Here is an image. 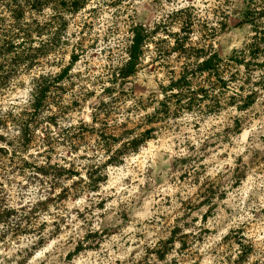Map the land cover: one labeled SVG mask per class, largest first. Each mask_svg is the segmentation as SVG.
Returning <instances> with one entry per match:
<instances>
[{"label": "clouds", "instance_id": "obj_1", "mask_svg": "<svg viewBox=\"0 0 264 264\" xmlns=\"http://www.w3.org/2000/svg\"><path fill=\"white\" fill-rule=\"evenodd\" d=\"M97 2L98 0H93L94 4ZM191 2L200 9L198 15L208 23L211 30L213 26L219 28L217 18L211 14L212 9L220 8L231 17L233 10L240 6L241 0H233L228 6H225V0ZM187 7L189 0H172L171 4L168 0H163L162 9L156 11L154 0H126V5L120 8L107 9L106 14L96 21L98 27L92 33L101 40L97 51L100 48L107 50L113 47H131L134 34H130L127 25L122 23L127 20L124 15L126 11L129 16L135 17L136 22H141L147 29L152 30L157 24H167L169 16ZM55 15L57 13L48 7L38 19L43 25ZM65 19L70 20L71 17L66 14ZM109 30L113 34L105 43L104 35H107ZM117 31L119 35L115 34ZM169 31L179 32V27L169 28ZM73 32L76 33L74 38ZM234 35L235 40L230 44L229 51L244 52L245 59L250 60L246 45L252 43L251 36L254 33L246 30V34ZM41 39L47 42L48 37ZM65 39L75 46L81 39L79 29L71 28ZM21 42L15 41L17 45ZM33 46L39 47V43ZM152 55L155 56V52ZM124 59L127 61L131 57ZM236 71L240 73V79L229 85L231 91L223 97L220 88L213 89L208 83L202 85L208 90L210 97L220 98L219 103L223 111L219 117H210L203 109L189 111L186 106L191 97L181 101L185 108L179 120L175 119V108L171 104V119L157 115L158 104L156 107L137 109L136 98H130L126 103L117 105L116 110L120 114L109 122L110 127L127 124V110L131 108L135 109L132 120L137 127L141 121L146 123L148 118L156 117L165 119L173 129L167 134L169 139L163 142L162 154L150 153L144 159L137 157L135 164L131 161L125 163L126 158L123 155L130 140L139 138L135 128L131 129L130 138L117 137V141L109 148L94 143L73 153L70 143L60 146L76 134L81 124L96 129L101 127L93 123L94 107H84L83 111L77 113L69 112L66 119L60 118L58 128L44 125L46 129L51 130L55 154L46 152L42 144L26 152L20 142L22 128L19 123L10 124L7 131L0 128V134L7 140L0 142V148L9 153L8 160L0 161L3 165L0 167V186L5 194L3 203L0 204V215L14 214L8 215L6 222H0V264H158L157 257L151 253L160 247L161 242L166 243L170 239V229L176 226L182 234L193 237L190 242L191 255L181 254L183 246L177 239L171 245L172 251L167 256L168 264L173 261L176 264H235L241 253L240 245L233 240L229 247L224 243L225 237L234 230H239L241 226L253 223L257 218L264 224V164L259 163L264 160V86L259 82L261 73L256 72L251 76L252 83L247 85L246 91H238L248 77L242 67ZM59 72L60 68H44L39 74L54 78ZM79 72H84V68L78 64L70 75L75 76ZM89 75L95 80L97 76L106 77L109 74L100 71ZM146 78L149 81L153 79L152 76ZM21 79L27 84L23 91L16 92L15 96L10 93L6 99H0V119L7 120L11 115L15 120L22 121L25 119L22 113L34 111L32 93L35 91V85L30 82L32 77ZM222 79L229 81L230 74L223 75ZM161 82L165 87L170 83L167 79ZM16 83L13 81V87ZM63 83L68 84L67 81ZM77 83L79 84V81ZM108 86L110 85L101 84L96 89L97 93ZM115 87L119 89L120 85ZM76 91L79 92V88ZM191 91L197 93L198 100L203 99L195 85ZM179 93V89H172L167 93L157 92V99L165 101ZM252 94L259 98L260 107L246 112L243 110L244 105L248 95ZM103 99L111 104L118 97L104 96ZM144 99L147 100V97ZM90 103L98 106V101ZM65 104H68V100H65ZM56 111H44L41 118L44 119ZM237 121L243 129L242 134L241 129L237 128ZM197 126L199 131L192 133L191 129ZM64 130H68L67 136L63 134ZM38 139L44 141L48 138L41 131ZM224 141L228 143L224 144ZM209 143L222 146L226 158H220L221 153L217 149H208ZM13 152L17 153V161L10 164ZM118 153L121 155L118 156ZM205 156L207 159H204ZM114 158L124 164V167L113 164ZM21 160L29 161L37 168L65 170L69 169L71 163L79 175L71 178L51 174L44 176L31 169H25L21 175L16 172L17 167H22ZM185 160L189 161L187 167L191 179L185 182V185L177 187L178 181L172 182L175 179L173 174L184 170ZM177 162L180 163L179 170L176 169ZM130 166L132 170H129ZM237 170L247 177L238 188L235 187ZM93 173L110 178L107 183L98 184V190L85 187L83 191H77L74 185L80 181H83L85 186L91 185L90 176ZM161 177L163 183L157 186ZM204 183L214 185L213 191L216 193L227 192V200L220 201L218 197H213L215 203L221 204V207L207 225L202 222L193 224L192 219L183 220L184 213L178 212L181 204L177 197L199 205L202 201L197 197V193ZM149 187L154 190V195H148L146 190ZM65 190H69L73 198L49 203L59 201ZM207 195L211 196L212 193ZM169 197L171 206L166 207ZM39 204H43L48 210H37L36 206ZM199 215L191 213L192 218H198ZM125 216L127 220L124 219ZM177 216L181 217L179 225H176ZM186 224L191 226L186 227ZM205 228L213 234L202 236V230ZM243 236L246 238L244 243L251 241L257 249L255 256L249 257L248 264H253V261L264 264V227L255 232L244 231ZM77 249L81 251L77 252Z\"/></svg>", "mask_w": 264, "mask_h": 264}, {"label": "rangeland", "instance_id": "obj_2", "mask_svg": "<svg viewBox=\"0 0 264 264\" xmlns=\"http://www.w3.org/2000/svg\"><path fill=\"white\" fill-rule=\"evenodd\" d=\"M5 2L6 0H0V46L9 45L10 47H17L16 49L18 50L50 48V52L39 55L34 62L26 60L20 62L18 65H13L12 61L5 59V61H3L0 59V78H2L0 80V99H6L10 93L15 96L16 92L23 91L24 88L27 87V84L21 79L22 77H32L30 81L32 83L35 78L39 79L41 76L45 77L42 74H39L42 73L44 68H60V71L66 66H69L70 68L59 82L52 83L48 92V102L35 116L33 115V127L29 126L26 128V134L29 138V146L26 147V152L33 150L42 144L46 152L55 154L56 149L51 142V130L46 129L44 125L47 124L51 125L52 128H58V121L60 118L64 117L66 119L69 112L77 113L83 111L84 107H94L95 111L92 114V120L93 117L95 119L93 120V123L99 124L101 127L97 129V131H91L90 126L81 124L76 134L72 135L68 141L60 144V146L63 147L70 143L73 153L94 143L105 147L104 144L106 142L105 140H107L108 134L119 136L123 131L131 130L132 128H135L136 133H138L144 130V128L152 126L151 138L140 144L136 150L126 149L123 153L126 158L125 163L131 161L135 164L137 157L144 159L147 154L150 153L154 155L162 154L164 148L163 142L169 139V135L167 134H170L173 129L169 127L165 119L159 118L152 123L145 124L144 121H141L137 127V124L132 120V114L135 109L131 108L127 110L129 117L127 124L110 127L109 122L114 116L120 114L116 110L117 105L126 103L130 98H136L137 109L156 107L157 104L159 105L157 99L159 85L164 86L161 81L164 79L170 81L171 79L177 78L185 68L190 70V91L187 92V90L183 89V96L180 97V102L178 104L175 96H171L169 100H165L167 108L158 116L171 119L172 115L169 107L171 104L172 107L175 108V119L179 120L181 118V113L185 108V106L181 104V101L187 97H191L189 104L186 106L189 111L193 109H203L207 112L208 116L219 117L223 111L219 103L220 98L210 97L208 90L202 85L203 83H208L211 84L213 89L220 88L221 97H223L225 93L231 91L229 85L235 84L240 79V73L237 72L236 69L241 67L246 70L245 75L248 79L244 81L243 88H239L238 91H246L247 85L252 83L251 76L256 72L261 73L259 82L261 86H264V39H262L264 38V0L252 1L253 3L250 5V12L246 19L247 22L245 23H240L239 18V10L243 8L244 0H241L240 6L233 10L231 17L222 9L213 8L211 14L217 18L219 28L217 29L213 26L211 30L209 29L208 23L201 20L198 15L200 9H198L191 0H189V7L181 9L169 16L167 24H157L152 30L147 29L143 23L136 22L135 17L129 16L126 11L124 15L127 17V20L122 23L127 25L128 32L132 34L134 28L140 29L144 34H147V37L145 38L142 47L143 52L136 65L135 72L127 78L119 80H113L112 72L125 62L124 57H127L128 47H125L124 49L113 47L107 50L100 48V50L97 51L101 40L98 37L93 36L92 33L95 32L98 27L96 21L101 15L106 14L107 9L120 8L121 6L126 5V0H98L95 4L93 3V0H89L83 9L76 13L67 14L71 19H66L64 28H59L57 19H54L53 17L49 22H46L43 25L40 23L38 17H42L44 9L49 6L44 7L39 12H30L29 10H26L23 15L19 16L17 20H14L12 15L3 8V3ZM111 2L114 3L111 4ZM232 2L233 0H225V6L231 5ZM168 3L171 4L172 0H168ZM154 5H156V11L161 10L163 7V0H154ZM128 7L130 8L131 6L128 5ZM175 27H179V32L169 31V28ZM71 28H78L80 31L81 39L75 46H73L69 40L65 39ZM246 30H250L254 33V35L251 36V40L252 43L255 41L258 42L257 46L259 48L257 61L260 64H251L249 69H246L241 65H235L228 59V56L234 52L229 51L230 44L235 40L234 34H246ZM112 34L111 30H109L107 35L102 34L104 35L105 43H107L109 36ZM115 34L119 35V31L115 32ZM75 35L76 33L73 32V38ZM44 36L48 37L47 42H44L41 39ZM16 40L22 42L17 45L15 43ZM37 43H39V47H34L33 45ZM250 44L246 45V49ZM153 52H155V56L152 55ZM214 52H217L222 59L220 62L222 83L219 82L216 75L211 73L208 74L207 72L199 73L198 70H196L197 63ZM73 53L78 56L77 59L71 63ZM113 61H116L117 63H113ZM97 63L99 64V67H97ZM78 64L84 68V72H79L75 76L70 75L72 69ZM100 71H104L109 75L106 77L97 76L95 80L89 75V73H99ZM233 73H235L234 79L231 78ZM142 74H144L143 77ZM225 74H230L229 81L222 79V76ZM147 76H152L153 79L149 81L146 78ZM13 81L17 82L15 87H13ZM64 81H67L68 84L65 85L63 83ZM77 81H79V84ZM213 81H215V83H213ZM90 84L92 87H88ZM101 84H107L110 86L102 88L98 94L96 89L99 88ZM117 84L120 85L119 89L115 87ZM194 85L198 88V94L203 97L202 100H198L197 93L191 91ZM78 88L79 92L76 91ZM199 88H203L204 91L200 92ZM104 96L118 97V99H115L113 103L109 104L104 101ZM145 97H147V100L144 99ZM65 100H68V104H65ZM92 101H98V106L92 105L90 103ZM178 105H180V107ZM259 107V98L254 95L253 102L244 107L243 110L251 112L253 109ZM52 109L57 110L52 115H49L55 116L54 123L49 121L48 117L44 119L41 118L42 112L50 111ZM10 124L14 123L10 120H6L3 125H0V128L7 131ZM237 128L241 129L240 134H242L243 129L238 121ZM41 131H43L44 135L48 137L46 142L38 139ZM65 131L66 130H64L63 134H65ZM191 131L192 133H197L199 131L198 126L193 127ZM101 132L105 134L104 138L99 135ZM157 133H159V135H157ZM0 135L4 136L3 134ZM131 135L132 133L124 135L123 137L127 138ZM109 142V146H111V144L116 141L110 139ZM223 143L227 144L228 142L224 141ZM77 145H79V147H76ZM207 148L217 149L221 153L220 158H226L225 149L222 146H218L215 143H209ZM117 155L119 156L121 154L118 153ZM8 159L9 153L7 151H0V161ZM204 159H207V156H205ZM16 161L17 153L13 152L10 164H15ZM28 163L30 162L28 161ZM112 163L119 167H124V164H120L115 158ZM188 163L189 161L185 160L184 170L177 171L173 174L175 179L172 182L175 183L178 181L177 187L185 185V182L191 179L190 170L187 167ZM259 163L264 164V160L259 161ZM21 164L22 167L16 168V172H19L21 175L24 174L25 169L36 171L34 165L31 163L30 166H27L24 164L23 160H21ZM2 166V163H0V167ZM69 168L77 172L73 176L79 175V172L71 165V163ZM176 169H180L179 162L176 164ZM129 170H132L131 166L129 167ZM93 174L94 176L99 175L96 173ZM108 178L105 177V180L99 182V184L107 183ZM246 179L247 177L240 174L239 170H237L235 187H241ZM162 183L163 178L161 177L158 180L157 186H160ZM197 183L199 182L197 181ZM74 187L77 191H83L85 187L91 188L90 185L85 186L83 181L76 183ZM214 187V185L208 183H204L203 186L199 187L197 197L202 201L199 205L194 201H183L177 197L178 202L181 204L178 212L184 213L183 220L192 219L193 224L202 222L207 225L209 221L214 219L217 209L221 207V204L215 203L213 197H218L220 201L227 200V192H223L222 194L216 193L213 191ZM94 190L98 189L96 188ZM146 191L148 195H154V190L152 188L149 187ZM65 193L66 194L60 197L59 201H50L49 203H59L73 198L69 190ZM208 193H212V195L208 196ZM4 195L2 186H0V204L3 203ZM167 199L168 203L165 206L169 207L171 206V198L169 197ZM102 206L103 205H101V207ZM36 208L37 210H48L43 204L37 205ZM201 209H207V211L202 212ZM194 212L200 214L198 218L191 217V213ZM124 219L127 220L128 218L125 216ZM180 222L181 217L177 216L176 225H179ZM188 226L191 225L186 224V227ZM176 227L171 228L170 232ZM261 227H264V224H262L259 218H257L253 223L243 225L239 230H234L229 236L225 237L224 243L229 245V247H231L233 240L236 244L240 245L241 253L235 261V264H248L249 257L255 256L257 249L254 243L251 241L247 244L244 243L246 238L243 236V233L244 231L255 232ZM205 234L212 235L213 233L211 230L205 228L202 230V236ZM177 239L180 240L183 246L181 254L191 255L190 242L193 240V237L182 234L179 228L175 233L172 242L167 243V251L162 258H159L156 252L151 253L157 257L158 264H168L167 256L172 251L171 245ZM79 251H81V249L77 250V252ZM68 258L70 260L71 255H69ZM172 264H176V262L173 261ZM253 264H259V261H253Z\"/></svg>", "mask_w": 264, "mask_h": 264}, {"label": "trees", "instance_id": "obj_3", "mask_svg": "<svg viewBox=\"0 0 264 264\" xmlns=\"http://www.w3.org/2000/svg\"><path fill=\"white\" fill-rule=\"evenodd\" d=\"M253 0H244L243 2V8L240 9V23H245L247 22V15L250 12V5L253 3ZM89 2V0H6L5 3H3V8H5L6 11H8L14 20H17L19 16L23 15L25 11L29 10L30 12H39L42 10L44 7H51L53 11L57 13L53 18L57 19L59 28H64L66 24V19L65 15L69 13H76L79 10L83 9L86 4ZM114 2H111L113 4ZM132 34H134V40L131 41V47L127 48V56H130L131 59L125 61L121 66L117 67L113 72V80H119V79H125L128 76L132 75L135 72L136 65L141 58V54L143 52V44L145 41V38L147 37V34H144V32L140 29H133ZM264 39V38H262ZM258 42H253L251 43L248 48L246 49L247 54L251 57L250 60L245 59V53L244 52H232L229 56L228 59L229 61H232L235 65H241L246 69H249L251 64L259 65L260 63L257 61L258 57ZM15 48V49H11ZM17 47H10L9 45L7 46H0V59L3 61L9 60L12 61L13 65H18L22 61H31L34 62V60L39 56L44 53L50 52V48L47 49H26V50H18L16 49ZM12 53V54H11ZM12 55V56H11ZM77 54L73 53L72 54V59L71 63L77 59ZM5 59V60H4ZM221 57L217 52H214L213 54L205 57L203 60H201L199 63L196 65V70H198L199 73H204L207 72L208 74H214L218 77L219 82L222 83L221 81V73L222 70L220 69V62H221ZM259 63V64H258ZM69 66H66L61 69L58 75H56L54 78L53 77H39V79L35 78L33 79V84L35 85V91L32 93L34 97V103L32 104V108L34 111L32 112H24L22 115L25 117L22 121H17L14 118L9 115V119L12 123H19L21 128H22V137H21V146L24 150H26V147H28V137H27V132L26 128L29 126L33 127L32 121L34 119V116L43 108L45 107L46 103L48 102V92L50 90V86L52 83H57L59 82L65 74L69 70ZM190 70H187L186 68L181 71L179 76L177 78L171 79L170 83L168 84L167 87L163 85H159V92L162 93H167L170 92L172 89H179L180 93L179 95H172L176 97L177 104L180 102V97L183 96V89L187 90L189 92L190 88ZM235 73L232 74L231 78L234 79ZM2 78H0L1 80ZM44 80V81H42ZM220 83V84H221ZM243 86L240 87L242 89ZM200 92H203V88H199ZM254 95H248L247 101L244 105L246 107L247 105H250L253 102ZM204 96V95H203ZM170 97H168L166 100H169ZM159 106L157 108V115H160L162 111H165L167 108V104L165 101H159ZM180 107V105H178ZM162 109V111H161ZM164 114V113H163ZM162 114V115H163ZM34 115V116H33ZM162 117V116H160ZM55 116H48V120L52 121L54 123ZM95 118L93 117V120ZM156 117H151L148 118L146 123H152L156 121ZM6 120L0 119V125H3ZM145 123V122H144ZM145 123V124H146ZM152 126L144 128V130L136 133L137 136L139 137L138 139L135 140H130V143L126 145V149H133L136 150L140 144L146 142L149 138H151V131H152ZM91 131H97L95 127L90 126ZM131 130H125L123 131L119 136H115L113 134H108L107 140H105V147L109 148V140L111 139L112 141H117V137H123L124 135H129ZM68 131H65V136H67ZM102 138H104V133L101 132L99 134ZM131 136L127 137L130 138ZM48 138V137H47ZM48 140V139H47ZM47 140H44L45 142ZM0 141L7 142L6 137L0 135ZM43 141V142H44ZM108 141V142H107ZM0 151H6L3 148H0ZM25 165L30 166V163L28 161H23ZM113 162V161H112ZM36 171H39L42 175L48 176V175H55L57 177L60 176H68L72 177L74 174L77 172L75 170H71L70 168L68 170L61 169V168H44V167H36L34 166ZM92 183L90 187L94 190L97 188L99 182H102L105 180V176L97 175L94 176V174H91L90 176ZM76 189V188H75ZM68 190H65V192ZM64 192V194H66ZM63 194V195H64ZM8 213H5L3 215H0V222H6ZM178 227L172 230L171 232V237L168 239V241L161 242L160 247L155 251L156 254L158 255L159 258H162L166 251H167V243L172 242V239L175 235V233L178 231ZM78 250V249H77Z\"/></svg>", "mask_w": 264, "mask_h": 264}]
</instances>
